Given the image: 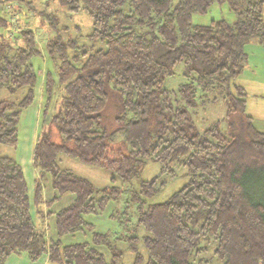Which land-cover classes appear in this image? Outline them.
I'll return each instance as SVG.
<instances>
[{"label":"trees","instance_id":"trees-1","mask_svg":"<svg viewBox=\"0 0 264 264\" xmlns=\"http://www.w3.org/2000/svg\"><path fill=\"white\" fill-rule=\"evenodd\" d=\"M53 1L63 17L39 12L52 71L32 150V201L20 164L0 157V264L12 255L122 264L126 252L129 264H264V132L234 83L245 46H264V0ZM213 3L227 4L234 19L193 24ZM79 11L91 20L87 33L72 19ZM11 30L0 35V89L11 97L0 101V145L16 149L40 51L28 26ZM178 66L182 82L167 88ZM216 103L223 117L199 131L196 116ZM60 156L117 178L96 188ZM150 162L158 174L131 188ZM180 168L187 182L150 203ZM65 196L71 201L53 209ZM105 215L99 230L93 220Z\"/></svg>","mask_w":264,"mask_h":264},{"label":"rangeland","instance_id":"rangeland-1","mask_svg":"<svg viewBox=\"0 0 264 264\" xmlns=\"http://www.w3.org/2000/svg\"><path fill=\"white\" fill-rule=\"evenodd\" d=\"M9 9H11V11ZM43 10H45L46 12L55 13L59 17H63V10L53 0H17V1L0 0V18L5 19L7 22V25L5 26L0 25V35L15 33V31L11 30V27L13 25L18 27L28 26L33 32L35 42L39 47V51H40L39 55L34 56L32 58V65L36 74L38 72V68H41L42 70V68L46 69L47 67L49 71H52L50 61L48 60V58L47 61L45 60L46 40L51 35V33L46 25V22L42 20L41 15L39 13ZM12 12H14V14ZM72 19L73 21L78 22L81 25L82 33H87L90 31L91 20L85 12L79 11L75 13L72 16ZM219 19H225L227 21H232L234 19L233 13L228 9L227 4L225 3L223 4L213 3L210 6L207 13L194 14L192 16V23L197 25H208L212 22V20H219ZM63 22L69 23L67 20ZM180 71H181V67L180 66L176 67V74L165 81V86L167 88L174 89L177 87L179 83L182 82L181 81L182 76H180L181 75ZM36 80H38V77L36 78ZM41 98L43 99L41 104L43 107L45 101L44 94L41 96ZM7 99H11V97L7 94L5 90L0 89V101ZM53 99H55V94ZM220 105L221 104L216 103L213 107H210L208 111L204 110L199 112V114L196 116V122H197L196 126L199 131H202L209 122H212V120L214 121L223 117V109ZM14 151L15 150L10 147L0 145V157L13 158ZM60 158H61L62 168H67L74 174L89 180L96 188L97 187L101 188L111 185V179L117 178L115 174L100 169L98 167L81 164L65 156H60ZM158 172H159V166L156 163H152V162L147 163L144 169L142 170L141 175L137 179H133L129 184V186L131 188L137 189L140 181L151 180L158 174ZM184 172L185 171L182 168L177 169L176 177L173 180L168 181V183L164 186L160 194L152 198L149 202L158 203L165 201L174 191L182 187L188 180L187 177L184 175ZM116 184L120 185L121 183L117 180ZM28 193H29L30 201H32V190L29 189ZM106 213H108V209L106 210ZM97 219H99L96 221L97 228L99 230H103L107 228L109 222L106 219V215ZM78 239L81 240V238ZM21 256H26V255H20L14 257L20 258ZM27 259L28 257L27 258L24 257V261H26V263L28 264L43 263L42 261L43 258H41L39 261L34 263L29 261V259L28 260ZM130 261H131L130 253L129 252L124 253L122 264H129ZM45 263L53 264L48 261H46Z\"/></svg>","mask_w":264,"mask_h":264},{"label":"crops","instance_id":"crops-1","mask_svg":"<svg viewBox=\"0 0 264 264\" xmlns=\"http://www.w3.org/2000/svg\"><path fill=\"white\" fill-rule=\"evenodd\" d=\"M247 53V65L244 71L235 79L234 83L241 86L246 92V113L253 121L254 127L264 132V46L256 41H251L245 46ZM47 61V57L45 56ZM38 68L36 86L34 89V99L31 106L22 114L19 127V142L16 149H14L13 158L20 164L23 171L28 190L33 189L34 179L37 174L32 167V150L38 134L41 122V107L42 98L44 94V77L49 71L45 68ZM28 177V178H27ZM46 186L44 197H50V191ZM71 201V197L65 196L59 203L53 206L57 210ZM93 220L96 224V221ZM47 237L55 239L53 230V220H49L47 230ZM10 256L5 264H28L24 261V257L20 258ZM28 260V259H27ZM42 264L47 261L43 257Z\"/></svg>","mask_w":264,"mask_h":264}]
</instances>
